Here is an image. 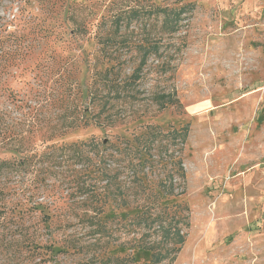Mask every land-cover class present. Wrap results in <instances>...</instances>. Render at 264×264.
I'll return each mask as SVG.
<instances>
[{
    "label": "rangeland",
    "instance_id": "374dc122",
    "mask_svg": "<svg viewBox=\"0 0 264 264\" xmlns=\"http://www.w3.org/2000/svg\"><path fill=\"white\" fill-rule=\"evenodd\" d=\"M50 1L20 15L24 1L0 0V109L13 107V94L40 106L39 119L56 120L64 110L62 99L78 96L82 87L92 85L95 70L106 66L97 60L95 38L105 31L103 25L98 29L103 19L149 3ZM175 1L149 2L177 8L190 2L179 31L162 33L161 16L129 19L122 28L129 43L125 73L132 74L143 59L134 48L137 43L152 39L160 49L147 57L129 99L113 108L127 114L126 122L79 128L56 142L132 137L147 125H158L166 133L189 124L182 152L185 194L169 200L188 206L189 227L176 259L161 264H264V0ZM159 94H171L178 103L158 109ZM35 139L39 143L40 135ZM152 152L155 158L164 156L161 148ZM8 156L0 151V158ZM52 171L49 183L64 168L53 166ZM154 173L163 174L162 166ZM24 189V196L0 197V264H149L150 253L118 246L109 247L107 255L130 254L135 261L101 262L105 241L131 242L142 231L127 232L110 221L107 235L98 240L90 222L75 216L68 186L44 192ZM46 194L53 210L71 215L70 220L49 225L40 211H24ZM22 196L30 201L15 207ZM111 208L108 215L127 210Z\"/></svg>",
    "mask_w": 264,
    "mask_h": 264
},
{
    "label": "trees",
    "instance_id": "16d2710c",
    "mask_svg": "<svg viewBox=\"0 0 264 264\" xmlns=\"http://www.w3.org/2000/svg\"><path fill=\"white\" fill-rule=\"evenodd\" d=\"M21 1L24 4L20 8V15L36 4L42 6L40 3L44 1L46 4L51 2ZM149 1L148 7L132 6L129 11L112 19H103L98 29L103 25L105 31L96 33L95 38L98 44L97 60L106 66L95 70L92 85L89 83L86 89L82 87L78 96L71 98L67 95L62 99L60 104L64 105V110L56 120L39 119L42 113L40 106L16 99L13 94L10 95L13 107L0 109V151L9 154L0 158V197L13 199L15 195L24 196L25 187L28 190L43 189L44 192L66 185L71 189L68 194L75 204V216L90 222L93 232L99 234L98 240L107 235L106 226L110 221L120 223L119 228L127 232L142 231L139 238L131 239L132 243L116 239L105 241L106 252L100 253V260L104 263L135 261L130 254L107 255V249L111 246L148 252L149 264L171 263L183 247L187 237L185 229L189 227L188 206L169 201L185 194L186 170L182 152L188 139L189 124L169 129L166 133L158 125H147L132 137L117 136L114 140H96L92 137L86 141L60 145L56 142L59 137L79 128H102L126 122L127 114L123 110L114 112L113 108L129 99L131 85L141 78L140 71L147 57L160 49L152 39L137 43L134 48L143 54V59L132 74L125 73L124 51L129 43L122 33L124 24L129 19L161 16L159 30L172 34L179 31L181 16L191 4L188 2L177 8ZM180 1L184 0L175 2ZM108 23H112L109 28L106 27ZM89 98V104L84 106ZM155 98L158 109L178 103L171 94H159ZM36 135H40L39 143L36 142ZM43 144L42 151L37 149L38 145ZM159 148L164 156L155 158L156 153L152 151ZM159 165L164 170L163 174L154 173V168ZM53 166H61L64 171H61L60 178L49 183L48 175L56 172L52 171ZM50 194H46L43 200H35L24 211H40L49 225L70 220L71 215L53 210L54 202L46 200ZM23 196L15 201V207L25 206L30 201L23 199ZM111 206L127 210L108 215V211H112Z\"/></svg>",
    "mask_w": 264,
    "mask_h": 264
}]
</instances>
